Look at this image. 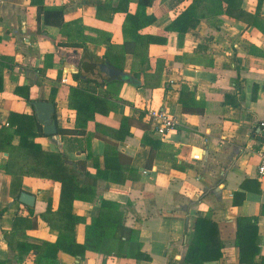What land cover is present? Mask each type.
I'll use <instances>...</instances> for the list:
<instances>
[{
  "label": "crops",
  "instance_id": "crops-1",
  "mask_svg": "<svg viewBox=\"0 0 264 264\" xmlns=\"http://www.w3.org/2000/svg\"><path fill=\"white\" fill-rule=\"evenodd\" d=\"M119 1L44 3L64 6L65 22L81 20L85 36H103L122 45L131 40L123 32L126 14L117 13L112 22L96 17L98 6L110 3L117 7ZM137 1L131 2L132 12L136 11ZM190 3L156 0L147 14L160 5L166 6L169 14L142 33L164 36L166 28ZM244 9L253 15L259 11L260 28L222 16L202 20L184 36L178 32L166 34V45L149 48L152 64L159 58L166 61L161 85L152 97L146 98L142 90L125 84L120 93L122 102L116 104L118 111L95 115L96 122L116 129L124 116L136 120L133 137L119 143L120 152L131 159L133 170L126 174L127 182L120 185L99 177V172L107 168L105 145L95 137V123H89L85 135L71 134L63 140L60 133L77 130L76 113L68 102L69 88L92 87L72 78L79 71L83 49L64 47L68 38L58 28L41 27L40 33L37 9L31 6V0H0V133L7 128L13 136L12 145L18 147L20 120L13 115L37 118L34 102L53 103L57 135L46 136L37 118L41 135L30 140L46 152L64 154L78 184L95 189L93 201L73 203L71 214L86 222L76 227V242L85 243L86 228L99 217L103 200L119 203L124 223L139 233L138 241L125 245L121 256L87 251L82 258L60 252L59 264H182L198 218L215 222L223 242L222 257L205 264H264V179L258 174L264 133L260 126L264 122V0H245ZM106 48L87 44L89 53L99 59ZM132 62L127 56L128 73ZM183 89L195 93L184 96L194 107L185 108L180 103ZM149 110H161L173 117L177 122L175 131L158 135L148 116L141 119V113ZM142 123L150 129L146 131ZM145 136L148 140L143 144ZM151 142L158 143L153 146ZM89 153L91 159H87ZM9 160L10 154L0 149V264H35L32 249L21 255L18 247L24 243H56L58 232L51 229L43 215L49 207L53 213L58 209L61 184L8 175L4 166ZM95 163L97 166H91ZM22 193L35 198L33 207L20 203ZM249 220L256 225L254 243L259 255L252 262L241 263L237 235L239 225L246 228ZM53 221L58 227L64 224ZM7 232L15 235L14 249L4 239Z\"/></svg>",
  "mask_w": 264,
  "mask_h": 264
},
{
  "label": "trees",
  "instance_id": "trees-1",
  "mask_svg": "<svg viewBox=\"0 0 264 264\" xmlns=\"http://www.w3.org/2000/svg\"><path fill=\"white\" fill-rule=\"evenodd\" d=\"M44 1L31 0V6L37 9L38 31L41 33V27L58 28L60 33L68 38L64 47L75 50L83 49L82 62L78 66L79 71L73 74L72 78L77 83L92 86L91 88L79 86L69 88L68 102L70 109L76 113L77 130L75 132L61 130L60 133L63 134V140L71 134L85 135L89 123H95V137L99 138L105 145L104 154L107 168L104 173L99 172V177L120 185L127 182L126 174H131L133 170L130 164L131 159L120 152L119 143L133 137L136 120L124 116L120 127L116 129L96 122L95 115L97 113L106 115L118 111L116 104L122 102L120 93L125 84H131L137 90H142L146 98H151L154 90L160 87L166 61L159 58L152 64L149 56L150 46L166 45V34L178 32L184 36L188 31L196 29L204 19L227 16L230 19L248 23L249 26L257 29L261 27V22L258 19L259 11L257 10L254 15L249 13L244 9L245 0H183L191 1V3L166 28L164 36L143 34V30L169 14L168 8L160 5L152 14L148 15L147 9L154 8L156 0H138L135 12L130 9L132 0H120L117 7H112L110 3L98 6L96 13L99 20L106 22H112L117 13L126 14L123 32L131 40L118 45L112 43L111 39L107 37L92 38L85 36L81 20L72 23L65 22V7L46 6ZM88 43L106 45L107 48L102 59L89 53ZM127 56H131L133 60L129 73L126 72ZM100 63H106L111 70L119 73L120 77L118 79L102 77L98 67ZM1 84L2 74H0V90ZM185 94L188 96L195 95L193 92H184L183 89L180 103L185 108L194 107L193 102L185 101ZM54 95L55 93H53L52 101H54ZM193 98L189 99L192 100ZM147 114L148 111L142 112L141 119L146 118ZM13 117H18L20 120L17 121V134L21 137V143L18 147L13 146V136L9 134V130L5 128L1 131L0 149H4L10 154V160L4 166L5 172L13 177L28 176L50 179L61 184L58 209L53 213L49 207L43 215L51 229L58 232L56 243H43L33 246H28L26 243L20 244L18 250L21 255L24 251L32 249L35 255V264H59L57 259L60 252L82 258L87 251L121 256L120 251L125 245L134 240L138 241L139 233L124 223L121 205L113 201L103 200L99 217L93 219L91 225L86 228L85 243H77L76 227L80 223L86 222L83 218L71 214L72 206L76 200L93 201L96 194L95 189L78 184L76 178L71 175L64 154L46 152L41 145L30 140L41 135V127L35 115L14 114ZM141 126L146 131L150 129L146 123H142ZM147 140L148 137L145 136L143 144H146ZM88 141L90 142V139ZM262 141H264V133ZM155 143L158 142H151L153 146ZM91 158L92 153H89L87 159ZM91 166L97 165L95 163ZM108 172L110 175L114 174V177L109 176ZM130 179L137 178L131 177ZM2 214L1 212L0 217ZM53 219L63 221V226H56ZM249 223L250 225L246 228L239 225L237 246L240 249L241 263L252 262L259 255V248L254 243L256 225L251 220ZM13 232L5 233L4 239L14 249L12 240H14L15 235ZM222 250L223 242L220 239L218 226L210 219L198 218L194 226V237L189 244L186 259L182 264H205L218 261L222 257ZM135 258L138 260L140 253ZM262 260L264 262V258Z\"/></svg>",
  "mask_w": 264,
  "mask_h": 264
},
{
  "label": "water",
  "instance_id": "water-1",
  "mask_svg": "<svg viewBox=\"0 0 264 264\" xmlns=\"http://www.w3.org/2000/svg\"><path fill=\"white\" fill-rule=\"evenodd\" d=\"M102 77L118 79L120 74L111 70L106 63L98 64ZM37 118L44 127L46 136H55L58 133L57 124L54 121L55 105L49 102H34ZM20 203L26 206H34L35 198L27 193H22L19 199Z\"/></svg>",
  "mask_w": 264,
  "mask_h": 264
},
{
  "label": "built area",
  "instance_id": "built-area-1",
  "mask_svg": "<svg viewBox=\"0 0 264 264\" xmlns=\"http://www.w3.org/2000/svg\"><path fill=\"white\" fill-rule=\"evenodd\" d=\"M2 62V54L0 52V63ZM62 84H67V80H62ZM1 97H0V104H1ZM148 117L150 118L151 122L154 126V131L161 136H165L173 131H175L177 122L176 120L169 116L166 112L161 110H149ZM261 128L264 129V122L260 124ZM259 164H258V174L259 177L264 179V141L263 145L261 146L259 152Z\"/></svg>",
  "mask_w": 264,
  "mask_h": 264
}]
</instances>
